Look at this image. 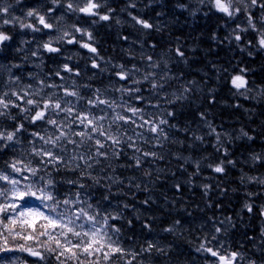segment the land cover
Listing matches in <instances>:
<instances>
[{
  "label": "trees",
  "instance_id": "1",
  "mask_svg": "<svg viewBox=\"0 0 264 264\" xmlns=\"http://www.w3.org/2000/svg\"><path fill=\"white\" fill-rule=\"evenodd\" d=\"M117 1L123 2V0ZM164 1V6L159 8L153 6L152 0H140L138 5L140 10L129 12L123 10V23L117 17L121 11H118L116 4L95 10L100 14H109L108 21L100 20L99 16H89L80 12L68 13L67 17L63 18L64 23L70 24L71 27L75 25L82 30L86 29L91 32L93 39L88 40L87 36H82L74 29L70 33L77 41L90 43L96 48V53L82 48L80 43L68 44L67 38L53 44L60 49L59 52L49 53L42 48L43 43L46 42V35L43 36L44 42L27 37L25 40L27 43L13 41L11 47L3 46L0 52V93L10 89L19 91L21 88L33 92L40 87L38 81L43 80L45 84H52L55 87H43L41 95L55 93L54 100L62 98V103L63 101L72 102L74 115L82 113L89 115V118L93 114L105 115L106 119L99 121V124L108 135L120 136L121 133H126V136H121L124 143L119 146L122 151L118 159L105 160L101 157L100 163L88 169L99 183H94L87 176L81 177L79 170H70L60 165V170L56 171L53 166L48 165V173L54 180L52 192L54 199L43 201L38 199L42 193L37 191L38 186L34 185L32 190L36 193L35 195L26 194L22 199H16L15 212H6L4 217L8 218L10 223L15 221L14 224L11 223L12 228L21 231L23 228L31 235L36 230L39 232L44 229L51 230L50 227H43L46 223L43 218H39L38 221L25 220L23 217L17 218V213L36 203L41 204L46 214H52V218H56L57 214L63 215L67 208L63 204L58 205L57 201L66 198L71 200L79 192L85 204H78L77 208L92 204L102 213L106 210L109 214L121 215L120 219L109 220L110 224L120 229L117 234L118 244L123 249L140 254L135 259L131 255H126L120 259L119 264H126L128 260H131V264H140V262L143 264H208L212 260L211 255L197 249L202 243L207 247L205 238L211 239L215 231L214 224L219 225L221 220L225 221L229 217L235 226L223 228L227 230L216 234L217 239L212 241L218 242L222 235L227 234L226 241L223 240L227 248L232 252L241 251L250 254V257L255 255L253 257L256 258L258 252L256 248L252 249V246L254 243L256 245V241L261 238L259 222L261 206H264V188L249 184L246 178L242 183L241 177H247L248 174L244 166L239 163L229 164L228 161H234V157L229 159V157L217 155L213 148L215 137L213 134L202 131L199 126L201 122L208 121L219 124L224 130H250L255 139L264 142V98L247 93L249 98L246 99L231 84L232 77L243 75L252 88L264 89L263 52L254 49L246 50L250 49L246 48L247 36L241 35L242 40L239 46L234 39L230 42V39L226 37L230 38L232 33L227 34L224 27L227 26L230 18L223 13L213 12L210 5L204 4L203 7L199 4L189 5L187 10L180 12L174 0ZM196 8H199V11L193 15L192 11ZM159 13L163 14L158 15ZM132 16L158 25L161 30L143 29L132 20ZM153 44L156 45L155 48L151 47ZM256 44L257 41H253L252 47ZM176 47H180L184 52L183 58L169 53V49ZM242 48L244 50H241ZM33 51H37L38 54L33 56L31 54ZM249 52L252 55H249ZM147 55H152L153 59L165 56L169 59L171 72L179 77L169 82L164 89L171 103H165L160 97L154 95L147 83L141 82L138 85L132 83L133 78H141L139 73L126 80H121L117 75L122 71L120 65L129 70L133 65L142 67L145 64L142 57ZM185 59L186 63L183 62ZM93 62L99 67L93 68ZM65 64L72 69V72L63 70ZM241 69L245 71L241 72ZM7 70H10L11 76L20 78L18 84L8 86ZM56 72H59L60 76L55 75ZM28 85H32V88L28 89ZM182 86H187L191 90L183 99L178 100L176 96L181 94ZM136 87H139L141 92L129 93L119 90ZM65 89L78 92L81 99L66 96ZM239 91L245 92L244 89ZM96 95L102 99L115 101L118 106L112 109L105 105L92 107L86 104L87 100L93 99ZM138 96H143V99H136ZM5 99L15 101V97L11 95ZM17 103L21 102L17 101ZM156 103L160 104L159 108L152 106ZM130 107L143 111L134 116L128 110ZM101 109L104 111L101 112ZM168 111L173 115L167 116ZM11 113L16 116V119L0 117V129L12 131L18 123H23L27 131L18 133L21 143L16 145L14 150L10 146L9 149L0 152V172L11 174L12 177L21 180L19 187L23 189L25 184L31 182V180L24 181L23 176H31V173L25 171L26 173L22 172L19 177L8 165L17 162V167L22 170L26 166L41 167V157L33 155L32 148L35 147L38 150L43 142L37 139L35 145H31L29 142L34 138L30 133L36 131L45 135V129H47V133L53 138L58 133L50 125L41 127V121L31 124L24 120V114L19 113L17 108H12ZM117 113L130 118V121L136 120L138 124L142 123L138 119L141 115L145 119L166 118L168 124L162 127L168 139L156 138V134L148 131L147 126L140 128L130 121L125 123L114 120ZM65 131L69 135L73 132L85 131L92 133L96 139L101 141L105 139L99 132L93 133L91 127L87 126V121L83 125L72 123L71 128L66 127ZM193 134L203 139L197 140ZM127 136L133 137L135 147L143 151L155 152L162 158H147L141 168L132 166L134 164L132 158L139 156L140 153H136L134 148L127 147L129 143ZM72 138L77 141L81 139L74 135ZM110 144V140L106 141L105 148L100 151L109 150ZM262 145L260 147L256 143L244 148L262 153L264 143ZM43 146L47 149L52 148L51 145ZM90 147L92 151H95L93 141H86L83 146L67 144V151L63 155L65 159L73 154L87 155ZM53 151L59 153L60 149H53ZM43 159L47 160V157ZM221 161L224 162L225 172L215 173L209 165L214 167ZM197 164H199V170L196 168ZM145 170H150L151 175H145ZM28 173L30 175H27ZM107 177L112 179H106ZM69 180L84 183L85 187L81 189L76 184H69ZM3 182L0 181V187L8 186V184L3 185ZM137 184L140 187H136ZM205 184L210 185L207 194L203 187ZM248 193H255V195L250 197ZM106 196L107 199H105ZM145 200L148 201L147 204L144 203ZM4 202L0 200V203ZM246 202L253 204L251 213L244 208ZM124 205L128 207L125 208ZM53 208L55 211H52ZM129 221L131 224L128 223ZM177 221L179 224L176 223ZM167 228L174 230L165 231ZM17 231L14 230L11 241H24L18 238L21 234L26 236L24 231ZM55 233L50 235L57 236L63 243ZM69 237L71 239V236ZM113 238L116 239L115 236ZM76 242L78 241L74 237L73 243ZM148 242L165 249L166 254L156 252L155 248L151 253H141V248L147 247ZM43 244L54 248L55 240H43ZM43 244L41 247H44ZM261 245V250L264 252V243ZM11 246L14 248L15 245ZM97 255L100 257V264H113V261L117 259V256H112L111 260L105 262L101 254ZM46 258L48 259L44 261V264H59L47 252ZM96 258L93 256L90 259ZM31 261L30 258L26 263L34 264V261ZM66 263L76 264L72 260Z\"/></svg>",
  "mask_w": 264,
  "mask_h": 264
},
{
  "label": "snow or ice",
  "instance_id": "2",
  "mask_svg": "<svg viewBox=\"0 0 264 264\" xmlns=\"http://www.w3.org/2000/svg\"><path fill=\"white\" fill-rule=\"evenodd\" d=\"M18 4L20 0H15ZM199 5H204L207 3L211 7H214L217 11L224 13L226 16L230 18H235L237 14H239L243 8L245 14L247 16V27L237 26L236 30H233L231 37H226L227 39H234L237 42V46H239V42L242 40L240 35L241 32H247L249 28L255 32H257L258 40L257 44L253 45L254 47H258L260 49H264V26L261 28H257V25L253 22V17L249 11L250 7H260L264 9V0H236V5L234 6L233 0H197ZM50 3L56 7L61 6V0H50ZM64 6L67 10L72 12H80L89 16H99V19L102 21H108L110 19L109 14H100L95 11L96 9L101 7V3L97 2V0H86V2L81 6L79 3H73V0H64ZM242 6V7H241ZM13 7L12 4L7 3V0H0V29L4 26H18L19 29H29L33 32H38L41 29L35 26L32 22H27L29 18H35L38 21L39 25H43L46 29H53L56 24H58V20L53 23H49L46 21V15L55 11V7L49 8L47 13L41 14L37 9H29L24 13V15L16 16L10 12V9ZM129 7H136L134 2H130ZM178 8L187 10L188 6L185 4H177ZM111 10H109L110 12ZM199 11V8H196L192 11V14L195 15V12ZM163 13H159L158 15H162ZM131 15V13H129ZM59 19H63L60 17ZM132 20L135 21L136 24L140 25L143 29L152 30L155 28L157 31L161 30L160 26L149 23L147 20L138 18L137 16H132ZM95 23V21H93ZM119 23V21H117ZM261 24L264 25V16L261 17ZM74 31L77 33H81L82 36H87L88 40H92L91 32H88L86 29L82 30L79 27L72 26ZM57 31H61V29H57ZM71 37V38H68ZM67 38V39H66ZM57 41L65 40L68 44L80 43L82 48L88 49V51L92 53H96V48L93 47L90 43L77 41L75 36L72 35L67 30L62 32V35L58 36ZM127 39V37H124ZM12 40V36L7 32L0 30V50H3V46L5 42H9ZM27 43V41H24ZM249 45L252 44L251 41L247 42ZM151 47L155 48L156 45H151ZM42 48L49 53H57L60 51L58 47L53 46V41L49 40L48 42L43 43ZM241 50H244L243 48ZM169 53H174L176 57L183 58L184 52L180 47H176L175 49H169ZM33 56L38 54L37 51H33L31 53ZM167 55V54H166ZM249 55H252L249 52ZM145 61V64L142 67H137L133 65L132 69H125L123 65L119 67L122 71L118 72L117 75L121 80L129 79L130 76L134 77L135 74H140V79H132V83L140 84L141 82L147 83V85L153 90V94L160 97V99L164 100L165 103H171L164 93V89L169 84V82L173 80L179 79L174 73L171 72V68L169 66V59L165 58V56L158 57L157 59H153L152 55H147L142 57ZM186 63V59L183 60ZM18 67V65L16 66ZM93 68L99 67L98 64L93 62ZM63 70L67 72H72V69L65 64L63 66ZM244 69H241V72H244ZM79 75V73H76ZM55 75L60 76L59 72H56ZM63 79V77H61ZM20 78L18 76H9V83L18 84ZM231 84L234 88L237 89L240 95L244 96L248 99L247 92L251 91V89H247V80L244 79L243 75H236L232 77ZM37 90L33 92H29L28 90L21 88L19 91L9 90L0 93V117L8 118L11 120H15L16 116L12 115L11 109L17 108L19 113L24 114L23 119L28 121L31 124H36L37 121H41V127L43 125H50L55 130L56 134L53 138L52 135L47 133V129H45V135H41L39 132L33 131L30 135L34 138L29 143L31 145H35L36 140L43 142L41 147L37 150L35 147L32 148V154L41 157L40 164L41 167L38 168H28L27 166L22 170L17 167V162L10 163L8 165L9 168L12 169L13 172L21 173L22 171H28L31 173V176H23L24 181L31 180L30 183L24 185V188L21 189L19 185L21 184V180L16 179L11 176V174H6L4 172H0V181L6 182L10 185V188L0 187V200L5 201L4 203H0V213L6 212H15L17 208V204L14 202L16 199H22L26 194L27 195H35L36 193L32 190L34 185H37V191L41 192L42 195L39 199L43 200H53L54 191V180L51 178L48 173L47 166L51 165L55 168L56 171L60 170V165L64 168H70V170H79V175L81 177L87 176L92 179L94 183H99V180L92 176V174L88 171V169L92 168L94 164L100 163L99 158H104L105 160L110 158L118 159L121 155L122 149L119 147L124 141L121 139V136H126V133H121L120 136H112L108 135L105 131L102 130V125L99 124V121L106 119L105 115H92L89 118V115L82 113H74V108L72 106V102L63 101L62 98L53 99V96L56 95L53 93L52 95H41L43 91V87H55L52 84H45L43 80L38 81ZM28 89L32 88V85L27 86ZM240 89H246L245 92H240ZM120 91L125 92H141L139 87L134 89H119ZM191 89L187 86H182V91L179 96H176V99H183L185 94L188 93ZM66 96L76 97L77 100L81 99L78 92L76 91H68L64 90ZM99 92V90H97ZM15 97V101L12 99H5V97ZM262 98H264V89L260 90L258 93ZM255 98V97H253ZM138 100H142L143 96L136 97ZM17 101L21 103H17ZM86 104L91 105L92 107H98L99 105H105L108 108L115 109L118 105L115 101H109L106 99L100 98L99 95H96L93 99H89L86 101ZM155 108H159L160 104L156 103L152 105ZM135 116L138 112H142V109H137L135 107H130L128 109ZM104 109H101L103 112ZM173 113L168 111L167 116H172ZM203 118V114H202ZM142 123H137L136 120H131L130 118H126L120 114H116L114 120L124 121L125 123H129V121L136 125V127L144 128L147 126L148 131L153 134H156V138H163L164 140L168 139L167 133L164 131L162 126L168 124V120L166 118H157V119H145L143 115L138 117ZM79 120L81 125L85 124L87 121V126L91 127L92 132H99L101 136L105 139L101 141L100 139H96L92 133L80 131L73 132L69 135L65 128H71V124L75 123ZM67 122V124L65 123ZM210 129L211 133L216 135L217 143H221V137L219 133H216V129L211 126V124L207 125ZM119 127V126H118ZM22 131H27L25 129L23 123H18L14 130L7 131L0 129V152L4 149H9L10 146L12 150L15 149L16 145L21 143L20 137H18V133ZM241 137H246L249 141L253 140L255 137L251 136L247 131L240 129ZM79 136L81 139L79 141L74 140L72 136ZM195 136V134H193ZM240 137H237L239 139ZM195 139L202 140L203 137L195 136ZM110 140L111 144L109 145V150L100 151V149L105 148V142ZM127 140L129 143L127 147L134 148L136 153H140L139 156H134L132 159L134 160V164L132 166L136 168H141L142 164L145 163L147 158L151 159H161L162 157L158 156L155 152L143 151L139 147L134 146V141L132 136H127ZM86 141H93V147L95 151H92L90 147L85 155L83 153L76 155L73 154L68 159H65L63 153L67 151L66 145L72 144L74 146H83ZM43 145H51V149L45 148ZM115 146V147H113ZM162 147V144L160 145ZM60 149V152H54L53 149ZM218 150H220L218 148ZM225 155H227V149H224ZM47 157V160L43 158ZM254 162H261L264 160V155L256 154L251 157ZM229 164H235L234 161L229 160ZM111 167V165H109ZM209 167L213 168L215 173L223 174L225 172L224 162L221 161L219 164L209 165ZM197 170H199V164L196 165ZM43 173V174H41ZM145 175H151L150 170H145ZM35 178V179H32ZM245 178L249 182H256L264 185V178L260 177H241V182L243 183ZM106 179H112L111 177H107ZM123 183V181H119ZM69 184H76L79 188H84L85 184L78 182L76 180H69ZM136 187H140V185H136ZM179 189V185L176 186ZM206 194L210 189V185H203ZM255 193H248V196H253ZM107 199V196L105 197ZM145 204L148 203L147 200L144 201ZM57 204H63L67 206L66 211L63 215L57 214L56 218H52L50 216L44 215V213L39 210H33L28 213L20 212L17 213L19 216L26 217H41L46 222L43 227L52 228V229H60L58 233L59 237L63 238V243H61L60 239L57 236L49 235V240H55V247H46L45 251L50 254L51 257L59 262V264H66V261L72 260L75 261L76 264H100V257L97 254H101L103 260L105 262L111 260L112 256H117V259L113 261V264H119L120 259H123L126 255H131L133 259L140 253L130 252L126 249H123L118 244V236L117 234L120 232L119 227L116 225L110 224L109 220H116L122 218L118 213L116 215H112L106 212V210L102 213L97 207H94L92 204H86V207H79L77 205H84L85 201L81 199V194L77 192L73 199H64L62 201H57ZM125 208L128 205H124ZM86 208L88 210H86ZM244 208L247 212L251 213L253 210V204L246 202L244 204ZM55 211V208L52 209ZM261 215H264V207L261 208ZM80 221V223H77ZM3 223V221H0ZM11 223H15L12 221ZM131 224V221L128 222ZM179 224V221L176 222ZM85 224H88L89 227L86 230ZM225 224L224 220L219 222V225ZM227 224L229 227H234L235 225L232 223L231 218H227ZM219 225L214 224V234L211 236V239L205 238L207 244H211L212 240H216V234L221 233L222 231H226L227 229H222ZM31 226V225H29ZM147 227V225H145ZM173 228H167L165 231L172 232ZM9 235L14 234V230L12 228L7 229ZM69 234L72 237H75L78 242L73 243V240L69 238ZM41 235H47V233H41ZM116 237L114 239L113 237ZM261 237L264 238V230L261 231ZM24 240L32 239L31 236H23L21 237ZM262 243H264V239H262ZM156 249V252L161 254H166L165 249L157 247L151 242L147 243V247L141 248V253L148 252L151 253L153 249ZM2 250L4 252H10L17 249L11 248L8 246V240L5 238L2 245ZM19 251L27 252L31 256L38 257L42 261H46L48 258L45 257L41 252L34 250L31 247H23L21 246ZM198 251H204L210 253L214 257H218L221 264H233L234 261L239 257L241 261L244 260L243 254L232 252L230 254V259L226 256L219 255L218 251H214L212 247H206L204 243H202ZM118 254V255H117ZM96 256L95 260H91L90 258ZM64 259H61V258ZM0 264H12L11 261L7 260V258L0 257ZM126 264H131V260L126 261ZM143 264V262H140ZM246 264H258L256 260H248ZM260 264H264V261L260 262Z\"/></svg>",
  "mask_w": 264,
  "mask_h": 264
},
{
  "label": "rangeland",
  "instance_id": "3",
  "mask_svg": "<svg viewBox=\"0 0 264 264\" xmlns=\"http://www.w3.org/2000/svg\"><path fill=\"white\" fill-rule=\"evenodd\" d=\"M74 1V0H73ZM78 1H80L79 3H81V5H83L85 2H86V0H78ZM225 2H226V0H225ZM233 4H234V6H237L236 5V0H233ZM55 7V6H54ZM242 7V6H241ZM62 7H55V16H58V13H59V11H60V9H61ZM62 9H64V8H62ZM249 11H250V13L252 14V13H254V12H252L253 11V7H250L249 8ZM241 12H244V15H245V17L247 18V16H246V14H245V11L243 10V8H242V10H241ZM259 13V12H258ZM258 13H254L255 14V17H253V22L255 23V24H259V21L258 20H261V17L262 16H264L263 14L262 15H258ZM253 15V14H252ZM47 16V15H46ZM65 16L63 15V18H64ZM67 17V16H66ZM236 17H240V13L239 14H237L236 15ZM235 17V18H236ZM47 18L49 19V16H47ZM254 18H256V20L254 19ZM57 20H59L58 19V17L57 18H55V21H57ZM52 23V22H51ZM240 26V27H247V20H243V21H240V22H237L236 24H233L232 26H233V30H236L237 29V26ZM68 28V29H67ZM57 29H61V31H57ZM73 29V27H69V26H63V25H60V24H56L55 25V27L53 28V29H48L47 31H48V33H49V36L50 37H52V41H54V42H56L57 41V37L58 36H60V35H62V32L64 31V30H67V31H70V30H72ZM255 33H257V32H255V31H253V30H251L250 28H249V30L247 31V32H241L240 34H244V35H252V34H255ZM8 82H9V80H8ZM11 85V83H8V86H10ZM260 92V91H259ZM259 92H257V91H254L253 89H251V91H249L248 92V94H250V95H255V93H259ZM79 121V120H78ZM76 124H80L79 122H75ZM263 155H264V153H262ZM253 155H251L250 156V158L252 157ZM252 160V159H251ZM257 165H258V167L259 168H261V166H260V164L262 163V169L264 170V162H255ZM18 174V176L20 177L21 175H20V173H17ZM251 177H259V176H251ZM260 178H264V174L262 175V176H260ZM3 185H5V184H7L6 182H3L2 183ZM258 185H262V184H259V183H257ZM5 188H10L9 187V185L8 186H5ZM39 205L37 206V204L35 205V204H33L31 207H29V208H27V209H25V210H23V212L24 213H28V212H30V211H33V210H39ZM40 212H41V210H39ZM77 223H80V221H78ZM261 226H262V229L264 230V225L263 224H261ZM88 227H89V225L88 224H85V229L87 230L88 229ZM8 228H11V226H8ZM22 229V231H24V233H25V235L26 236H31L32 237V239H30V240H24V241H11L12 240V238L10 239V236H9V234H7L6 235V238H7V240H8V243H10V244H15L16 246H20L21 244H22V246L23 247H25V248H27V247H31V248H33L34 250H37V251H39V252H41L43 255H45V257H46V251H45V248L46 247H49V245H47V244H43V240H46V241H48L47 239H42L41 238V233H47V236L49 235V233H51V231L52 230H55V229H48V232L46 231V229H44L43 231H41V232H38V231H36L34 234H30V233H28V232H26L23 228H21ZM16 230V229H15ZM21 231V232H22ZM52 234V233H51ZM69 236H70V234H69ZM21 237H23L22 236V234L21 235H19L18 236V238H21ZM63 239V238H62ZM262 239H264V238H262ZM43 244V246L44 247H41V245ZM223 246H225L222 242H216V243H211V244H209V246L208 247H212L213 249H215L214 251H218L219 253H222L221 251H219V249H224V247ZM259 247H262V245H259ZM259 247H258V251H259ZM216 248H218V250H216ZM227 249V248H226ZM0 250H1V248H0ZM15 251V250H14ZM14 251H10V252H7V255H11V257L9 258L10 260L9 261H11L12 262V264H18V262H19V257H21L23 254L24 255H26L27 257H30L31 259H33L32 261H34V263H38V264H42V260H40L38 257H35V256H31V255H29L27 252H24V251H17V252H15L14 253ZM2 251H0V253H1ZM28 254V255H27ZM225 256H227V257H230V254H228V255H225ZM243 257H244V260L243 261H241V259H239L238 261H237V264H246V262L247 261H245V255L243 254ZM230 259V258H229ZM257 262H258V264H260V262H262V261H264V258H261V259H259V258H257V259H255ZM67 264V263H66Z\"/></svg>",
  "mask_w": 264,
  "mask_h": 264
},
{
  "label": "flooded vegetation",
  "instance_id": "4",
  "mask_svg": "<svg viewBox=\"0 0 264 264\" xmlns=\"http://www.w3.org/2000/svg\"><path fill=\"white\" fill-rule=\"evenodd\" d=\"M9 3L12 1V0H7ZM15 1V0H14ZM23 0H20V3L22 2ZM103 2H116V0H102ZM19 4V3H18ZM113 4V3H112ZM114 5V4H113ZM117 5V3H116Z\"/></svg>",
  "mask_w": 264,
  "mask_h": 264
},
{
  "label": "water",
  "instance_id": "5",
  "mask_svg": "<svg viewBox=\"0 0 264 264\" xmlns=\"http://www.w3.org/2000/svg\"><path fill=\"white\" fill-rule=\"evenodd\" d=\"M221 263V262H220Z\"/></svg>",
  "mask_w": 264,
  "mask_h": 264
}]
</instances>
